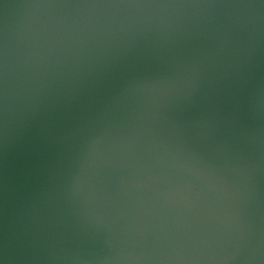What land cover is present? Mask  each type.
Returning a JSON list of instances; mask_svg holds the SVG:
<instances>
[{
	"label": "water",
	"instance_id": "1",
	"mask_svg": "<svg viewBox=\"0 0 264 264\" xmlns=\"http://www.w3.org/2000/svg\"><path fill=\"white\" fill-rule=\"evenodd\" d=\"M0 264H264V0H0Z\"/></svg>",
	"mask_w": 264,
	"mask_h": 264
}]
</instances>
